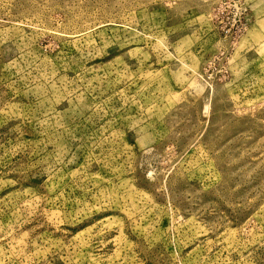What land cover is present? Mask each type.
<instances>
[{"label":"rangeland","instance_id":"obj_1","mask_svg":"<svg viewBox=\"0 0 264 264\" xmlns=\"http://www.w3.org/2000/svg\"><path fill=\"white\" fill-rule=\"evenodd\" d=\"M0 264H264V0H0Z\"/></svg>","mask_w":264,"mask_h":264}]
</instances>
